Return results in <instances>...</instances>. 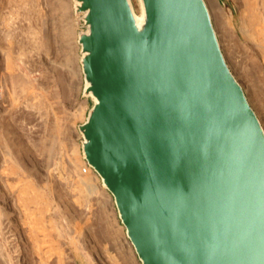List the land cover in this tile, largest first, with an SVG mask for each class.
<instances>
[{
  "label": "water",
  "instance_id": "95a60500",
  "mask_svg": "<svg viewBox=\"0 0 264 264\" xmlns=\"http://www.w3.org/2000/svg\"><path fill=\"white\" fill-rule=\"evenodd\" d=\"M80 154L139 264H264V131L204 0H72Z\"/></svg>",
  "mask_w": 264,
  "mask_h": 264
},
{
  "label": "rangeland",
  "instance_id": "374dc122",
  "mask_svg": "<svg viewBox=\"0 0 264 264\" xmlns=\"http://www.w3.org/2000/svg\"><path fill=\"white\" fill-rule=\"evenodd\" d=\"M217 1L231 9L237 30V7L233 1ZM132 3L136 9V0H132ZM205 3L221 43L210 2L205 0ZM81 30V22L73 13L72 0H0V145L12 148L11 160L20 161L27 175L44 187L46 192L48 185H51L60 193L61 198L54 197V193L52 195L55 204L60 207L66 204L69 209L85 213L83 210L86 211V207L78 208L72 204L74 193L71 184L64 176L59 178L58 168L61 164L64 173L70 171L73 148H77L81 162L78 172L88 168L80 154V137L76 128L84 121L87 109L91 106V100L81 96L82 79L76 44L77 33ZM8 52L14 59L10 70L6 60ZM15 147L18 149L16 154ZM8 163L2 162L0 157L2 170ZM9 177V181L15 179L14 175ZM2 184L0 179V205L4 206V198L9 195ZM98 186L108 195L99 181ZM102 195L100 198L106 211L103 226L107 224L111 240L114 239L119 252L125 255V264H139L123 237L124 229L110 196L109 201L104 193ZM91 199L89 202L93 211L89 217L93 220L96 214L94 196ZM11 208L10 216L3 221V231L12 235L11 243L15 241L20 254L16 256L12 252L14 247L7 246L2 250L4 255H0V264H38V257L21 225L20 213L15 206ZM70 229H65L66 239L76 234ZM90 230V227L85 226L79 239L81 246H87V249L92 244ZM68 241L65 240L66 251L73 250ZM108 244L111 248L109 251L116 256L117 248L113 246L112 249L111 241ZM94 251L92 253L98 255V251ZM74 257L75 264H91L75 251ZM97 262L109 264L102 256ZM47 264H55V257H49Z\"/></svg>",
  "mask_w": 264,
  "mask_h": 264
},
{
  "label": "bare ground",
  "instance_id": "6f19581e",
  "mask_svg": "<svg viewBox=\"0 0 264 264\" xmlns=\"http://www.w3.org/2000/svg\"><path fill=\"white\" fill-rule=\"evenodd\" d=\"M232 1L237 7V30L233 24L231 9L227 5H220L217 0H209L215 26L221 39V43L219 40L218 42L229 70L246 93V99L264 131V0ZM10 53L8 52L6 56L9 70L12 69V60H14L11 59ZM14 151L16 154L18 149L15 147ZM11 155L12 148L5 144L0 145L2 162H9L3 170L0 164L2 186L9 195L4 198V206L0 205V255H4L2 250L7 246L14 247L12 252L16 256L20 254L13 239L14 244L11 243L12 235L3 231V221L8 218V215L10 216L11 206H15L20 213L21 225L25 229L27 240L38 257V264H47V259L51 256L55 257V264H75L74 251L91 264H98L97 259L100 256L104 257L109 264L126 263L125 255L119 252L114 239L111 240V235L108 234L107 224L105 223L103 226L106 211L100 195L104 193L109 201L110 198L98 186L100 179L91 168L86 165L87 169L78 172L81 162L77 148H73L71 151V168L68 173H64V167L59 165V178L64 176V179L70 182L71 191L74 193L72 204L78 208L86 207V211L83 210L85 213L81 210L80 212L76 210V212L74 209H69L66 204L62 207L55 204V198H52V195L54 193V197L61 198L60 193L55 191L51 185H48L46 192L44 187H40L35 179L27 175V171L20 166V161L11 160ZM10 175H14L15 179L9 181ZM93 196L96 214L91 220L89 215L93 211V206L89 201ZM85 226L91 229L92 244L89 245L90 249H87V246L82 247L79 243L80 235L83 234L81 232ZM67 227L74 230L76 238L72 236L66 239L65 229ZM123 237L132 253L133 249L125 231ZM65 240H69V246L73 250L66 251ZM109 241H111L112 249L113 246L117 248L116 256L109 251L111 250ZM93 249L96 250L94 252L98 251V255L92 253Z\"/></svg>",
  "mask_w": 264,
  "mask_h": 264
}]
</instances>
